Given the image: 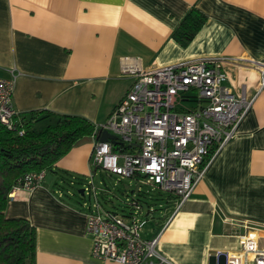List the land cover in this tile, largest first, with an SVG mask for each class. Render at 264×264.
Listing matches in <instances>:
<instances>
[{"label":"crops","instance_id":"1","mask_svg":"<svg viewBox=\"0 0 264 264\" xmlns=\"http://www.w3.org/2000/svg\"><path fill=\"white\" fill-rule=\"evenodd\" d=\"M192 8L206 20L183 46L171 34ZM198 56L224 57L225 84L254 101L191 196L177 210L167 198L157 248L174 264H223L217 253L239 249L244 224L264 235V87L248 63L264 59V0H0V76L14 75L20 114L47 110L99 124L134 80L125 67ZM97 138H82L39 185L8 200L6 217L35 228V264H119L91 254L73 193L91 175L95 186L98 176L100 184L117 178L125 192L133 184L92 165ZM143 235L154 236L153 226Z\"/></svg>","mask_w":264,"mask_h":264},{"label":"built area","instance_id":"2","mask_svg":"<svg viewBox=\"0 0 264 264\" xmlns=\"http://www.w3.org/2000/svg\"><path fill=\"white\" fill-rule=\"evenodd\" d=\"M224 60L198 56L145 69H123L134 80L105 121L95 124L92 135L107 130L118 142L95 139L91 160L95 168L133 184L125 194L126 214L101 204L93 175L81 188L94 257L119 264H174L157 248L160 230L151 237L142 234L152 214L146 216L141 201L132 197L158 189L175 197L174 210L179 209L203 179L213 156L235 135L254 97L235 95L225 84ZM248 63L258 71L260 88L264 87V59ZM13 88V74L0 76V123L9 130H16L19 114ZM17 132L22 134L23 129ZM45 174V169L25 173L9 199L16 191L39 185ZM244 228L238 233V250L217 253L224 256L223 264H264V235L252 226L244 224Z\"/></svg>","mask_w":264,"mask_h":264},{"label":"trees","instance_id":"3","mask_svg":"<svg viewBox=\"0 0 264 264\" xmlns=\"http://www.w3.org/2000/svg\"><path fill=\"white\" fill-rule=\"evenodd\" d=\"M205 20L204 13L192 8L173 30L171 36L185 46ZM20 128L23 129L22 134L17 132ZM94 132L95 124L83 116L47 110L19 113L16 117V130H9L0 123V264H35L34 226L26 218L6 217L4 213L12 187L25 173L42 169L52 171L54 164L77 142L84 137L92 136ZM106 190L108 189L103 191ZM122 192L128 194L123 189ZM153 192L157 195H153ZM143 193L132 198L141 201L146 216L152 214L150 220L156 234L167 216L162 211L172 206L167 199L168 194L167 198H164L162 196L164 192L158 189L143 190ZM74 195L76 203L82 208L76 193ZM100 196L104 197L103 193ZM126 211L124 204L121 214H126Z\"/></svg>","mask_w":264,"mask_h":264},{"label":"rangeland","instance_id":"4","mask_svg":"<svg viewBox=\"0 0 264 264\" xmlns=\"http://www.w3.org/2000/svg\"><path fill=\"white\" fill-rule=\"evenodd\" d=\"M91 163L92 160H91ZM98 169L99 171V168H96ZM100 176L96 177V186H97V192H98V199L99 201L101 202V204L105 207V208H108V209H112V210H116L118 212H122V206L124 205V202L126 200V196H125V193L122 192V189L124 188V184L122 182H118L116 179L117 178H113L111 179V181L107 178H105V184L102 183L100 184ZM126 182V180H123V182ZM82 184H84L85 182L83 180L80 181ZM78 184V183H77ZM86 184V183H85ZM84 184V185H85ZM79 188H84V186L80 187ZM78 188V189H79ZM101 188L103 189H108L110 190L109 192L107 193H104V197H101L99 195V192L101 191ZM76 189L74 193H76V196H77V199L79 200V202L82 203V195L81 193L79 192V190ZM153 195L157 193L153 192L152 193ZM78 196H81V197H78ZM162 196L164 198H167V194L166 193H162ZM87 199V197H86ZM153 226V222L151 220H148L146 222V224H144V226L142 227V234L146 233L149 231L150 227Z\"/></svg>","mask_w":264,"mask_h":264},{"label":"water","instance_id":"5","mask_svg":"<svg viewBox=\"0 0 264 264\" xmlns=\"http://www.w3.org/2000/svg\"><path fill=\"white\" fill-rule=\"evenodd\" d=\"M99 140L100 141H110L112 144H116L118 142L117 140V136L114 134H111L110 132H108L107 130H103L101 131V133L99 134ZM83 189H79V192L82 193Z\"/></svg>","mask_w":264,"mask_h":264}]
</instances>
